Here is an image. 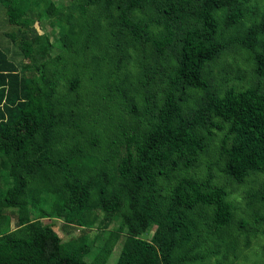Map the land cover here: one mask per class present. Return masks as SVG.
<instances>
[{
	"label": "trees",
	"instance_id": "1",
	"mask_svg": "<svg viewBox=\"0 0 264 264\" xmlns=\"http://www.w3.org/2000/svg\"><path fill=\"white\" fill-rule=\"evenodd\" d=\"M0 3V264H106L120 238L115 264L246 258L264 236V0Z\"/></svg>",
	"mask_w": 264,
	"mask_h": 264
},
{
	"label": "rangeland",
	"instance_id": "2",
	"mask_svg": "<svg viewBox=\"0 0 264 264\" xmlns=\"http://www.w3.org/2000/svg\"><path fill=\"white\" fill-rule=\"evenodd\" d=\"M36 27L38 28L39 32H42L43 30L38 26V24L36 23ZM16 27L13 25H10L5 18V8L2 5V3H0V47L2 49H4L5 51H7V48H12V43L9 40V38H7L5 36V32H9V31H15ZM50 29H52L50 27V25H48V22L46 21V30L49 31ZM17 59H20V56H16ZM42 221L44 223L49 222L48 219H42ZM11 225L14 226V221L11 222ZM54 230L58 233V235L62 238H68L69 236L72 235H78L79 233V229H77L76 231H74L71 235H66L64 234L61 230H60V222L57 221L54 224ZM91 236L93 235V232L90 233ZM122 239L120 238V240L118 242H116L112 248V252L109 255V257L107 258L106 264H115L116 260L119 256V252H120V248H121V244H122ZM264 248V236H259L257 239H255L252 242V245L250 247V249L247 251H245L247 253V257L246 258H241L238 261V264H254V263H259V264H263L264 263V254L262 253ZM81 254L77 253L76 256H80Z\"/></svg>",
	"mask_w": 264,
	"mask_h": 264
}]
</instances>
